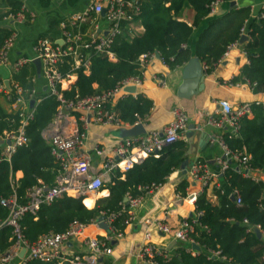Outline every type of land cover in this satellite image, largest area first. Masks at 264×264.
<instances>
[{"label":"built area","instance_id":"obj_1","mask_svg":"<svg viewBox=\"0 0 264 264\" xmlns=\"http://www.w3.org/2000/svg\"><path fill=\"white\" fill-rule=\"evenodd\" d=\"M221 3L222 1L215 0L209 5L210 17L216 15ZM103 10H105L104 16L101 15ZM139 12L140 4L137 0H90L82 11L72 14L67 20L61 22L62 44L55 43L48 37H40L34 45L32 57L20 56L11 64V69L15 73L26 65H33V61L39 59L41 78L46 87L43 93L56 98L58 102L52 122L42 132L56 163L57 175L52 186L40 184L31 188L27 192L25 202H20L15 192L8 198L0 197V207L8 210V216L0 222V228L4 226L12 229V244L5 252L0 253V264H29L32 260L46 263L57 262V264H112L111 242L114 239L121 240L125 235V231L119 232L113 226L120 213L110 216L101 215L105 217L109 233L99 227L97 218L90 224L73 222L65 232L44 234L34 243H29L25 239L20 221L26 214L36 213L42 205H50L65 195L83 197L84 204L86 200H91L92 206L90 207L93 208L111 177L117 173H122V175L127 173L134 166L143 164L149 157L158 158L164 148L177 141H186L189 118L181 108H175L172 111V120L161 131L151 129L138 137L125 139L115 137L109 145L98 142L91 146L87 145L89 132L93 128H112L115 131L130 128L120 121L116 107L118 101L124 95H128L125 92L126 88L133 86L137 89L143 85L144 70L158 60L155 53L140 56L138 63L142 70L141 76L128 77L111 90L84 98L75 96L69 99L63 94V91L75 82L78 72L89 74L93 56L101 55L110 61H116V56L112 52L114 41L127 29L131 36L135 34V30H143L142 27H137L132 22L133 15H138ZM34 20V14L29 12L24 5L19 13L3 19V22L9 26L10 34L0 48V67L10 64L9 54L18 38L17 26L30 24ZM246 28L247 26L243 28L242 36H247ZM239 45L240 41L230 45L216 65L221 64L229 52ZM64 64L69 66L65 72L62 71ZM202 67L206 71L207 66L202 63ZM154 79L160 87H167L164 79ZM36 80L37 78L34 77L32 82L35 84ZM241 85L242 83L237 84V86ZM244 85L254 92L256 83L246 80ZM0 95L16 106V113L20 120L16 131L4 133L2 137L4 144L0 148V162H10L17 149L28 145L29 139L25 128L32 121L35 107L42 98L41 93L35 87L26 91L14 81L9 82V88L0 82ZM31 100H35V107L32 110L29 108ZM253 105L261 106L264 110V99L238 105L220 100L217 102L218 108L214 113L207 115L206 123L217 130L238 136L241 121L252 116ZM136 124L142 123L137 122ZM7 141L10 142L9 145ZM211 142L217 144L222 150V157L216 159L220 175L232 169L244 178L256 183H264L261 179L264 172L251 165V159L245 151L231 150L221 134L211 138ZM219 174L212 172L208 165L200 159L193 160L189 164L185 177L189 184L186 196L177 194V198L195 207L198 197L211 185L214 178L215 180L218 178ZM17 180L18 175L15 174L12 179L13 187ZM193 185H199L200 188L191 189ZM162 187L154 185L142 187L140 190L144 192L143 196L127 195L125 197L127 202L122 212L128 216L127 227L140 225V223L142 225L143 239L136 254V264H158L159 258L165 261L171 259L165 249L153 243V229L181 244H196L192 234L195 226L198 225L201 212L195 211V217L183 218L175 229L165 218L146 220L143 224L141 220L138 221L137 209L146 198L156 196ZM216 187L221 194H224V190H220L219 185ZM228 196L233 197L238 206L242 205L239 190L231 189ZM242 224L247 228V232L255 230L261 232L260 227L250 226L247 220H243ZM72 242L81 246L83 250L69 257L62 253V247ZM23 249L25 253L23 257H20ZM218 255L219 253H214V256Z\"/></svg>","mask_w":264,"mask_h":264},{"label":"trees","instance_id":"obj_2","mask_svg":"<svg viewBox=\"0 0 264 264\" xmlns=\"http://www.w3.org/2000/svg\"><path fill=\"white\" fill-rule=\"evenodd\" d=\"M140 12L133 15V23L142 27L140 34L131 36L127 29L113 43L112 52L116 61H110L101 55L92 58L88 75L77 73L76 80L63 91L66 98L75 96L84 98L113 89L128 77L141 76L138 60L141 55L158 52L160 61L169 69L185 65L193 56L198 57L207 66L206 74L211 73L222 59L228 47L239 42L242 30L247 26L248 40L241 44L248 64L244 65L237 78L229 84L243 83L248 80L256 83L255 94L264 97V8L256 17H252L249 7L230 12L222 18L209 16V5L215 0H137ZM231 2L232 0H220ZM22 0H0V22L9 15L22 10ZM185 8L192 9L194 16L189 25L181 20ZM206 21L194 46L191 39L194 30ZM10 30L0 24V48ZM30 68V72L28 69ZM69 66L64 64L62 71ZM35 73L33 65H26L13 75L14 81L23 90L34 88L32 79ZM41 101L36 105L34 117L25 128L29 143L17 149L10 162H0V197L8 198L14 192L20 202L26 201L27 192L40 184L52 186L56 178V163L42 132L52 122L58 107L56 98L41 93ZM152 108V101L142 94L123 96L117 104L120 121L124 126H134L144 120ZM20 125L18 114H5L0 109V139L4 133L16 131ZM223 139L231 150L245 151L251 159V165L264 172V110L253 105L252 116L241 121L238 136L225 133ZM0 144V148H1ZM188 144L184 140L163 149L161 155L147 158L143 164L134 166L127 173H117L105 184L108 193L97 199L93 208L84 204L83 197L65 195L50 205H42L36 213H28L20 221L23 235L29 243L36 242L48 233H63L70 224L78 222L90 224L102 214H119L113 226L119 232L127 228L128 216L122 209L126 206L127 195L141 197L140 190L146 186H164L173 174H178L176 195L186 196L189 184L180 170L186 159ZM20 176L12 186L15 174ZM231 189L240 192L242 205L227 197H221L220 206L206 202L204 194L198 197L195 211L201 212L198 225L192 238L201 248L194 254L185 246H179L169 261L158 259V264H264V241L255 231L247 232L242 224L247 220L250 226L260 227L264 234V183L244 178L235 170L229 169L224 175ZM8 216V210L0 207V222ZM12 244V229L0 228V253ZM214 253H219L214 256ZM29 264H57L32 260Z\"/></svg>","mask_w":264,"mask_h":264},{"label":"crops","instance_id":"obj_3","mask_svg":"<svg viewBox=\"0 0 264 264\" xmlns=\"http://www.w3.org/2000/svg\"><path fill=\"white\" fill-rule=\"evenodd\" d=\"M23 5L29 12L35 16V20L30 24L18 25L17 29L20 35L10 51V64L8 66L0 67V82L5 84L6 81L11 82L13 79V71L11 64L20 56L32 57L34 55V45L41 36L48 37L55 43L61 41L60 24L67 20L72 14L82 11L90 2V0H22ZM231 2H235L231 6ZM231 2H222L214 17L222 18L234 10L249 7L252 12V17L258 16L264 8V0H233ZM194 13L192 9L185 8L181 15V20L189 25L192 24ZM2 26H7L5 22H0ZM206 21L197 29L194 30V36L191 39L190 47L192 48L196 39L202 29L206 26ZM143 30H133L135 34L142 33ZM248 64V59L245 52L242 50L241 44L229 52L227 58L214 67L209 74H205L204 90L197 96L190 99H182L177 96V89L182 83V68L169 69L163 65L161 61L156 60L144 70V83L141 87L136 89L135 94H129L135 97L137 94H142L145 98L152 101V108L144 120H140L146 131L154 129L161 131L171 120L172 111L175 108H181L189 112L188 124L201 126L200 130H195L196 136L204 134L205 141L196 144V152L189 158L190 162L195 159H200L208 165V168L219 174L220 168L216 161L217 158L222 157V150L217 144H212L211 138L218 134L224 135L226 131H220L206 123L207 115L214 113L218 108L217 102L224 100L232 105H238L245 102H252L257 99H264L262 95L255 94L248 87L244 85L237 86L238 83L230 85L229 81L232 78H237L244 65ZM34 73L35 67L33 65ZM30 72V68L28 69ZM154 78L164 79L167 83L166 88L160 87ZM34 87L39 93L44 92V82L37 78ZM127 95V94H126ZM135 95V96H134ZM125 96V95H124ZM117 108V107H116ZM0 109L5 114H15L16 106L7 101L4 96L0 95ZM115 130L112 128L102 129L93 128L89 132L87 145L98 142L104 145H109L115 138ZM198 141V138H197ZM2 148V146H1ZM94 172V171H92ZM91 172V176L93 173ZM18 178L20 176L17 173ZM264 180V173L261 176ZM180 181L178 174H173L168 182L160 189V192L152 197L146 198L142 205L137 209L136 217L138 221H151L156 218H165V220L175 229L178 227L183 218L195 217V207L186 201H180L177 198L175 189L177 183ZM219 185L220 190H224L221 194L217 189ZM199 185H193L191 189H199ZM231 192V187L226 183L223 175L219 174L218 178L213 179L211 185L205 189L204 197L207 203L212 206H220L221 197H227ZM108 190H104L100 197L105 196ZM232 200V199H231ZM234 201V200H232ZM138 227L137 229L135 227ZM127 227L125 235L121 240H112L116 243L112 245L111 242V263L112 264H136V254L142 244L143 233L142 225ZM141 226V227H140ZM261 233V238L264 241V234ZM152 241L159 248L165 249L172 258L174 251L179 246H185L188 251L197 254L198 251L192 248V245L181 244L174 241L172 238L163 236L153 229ZM170 247V248H169ZM83 249L74 242L65 244L62 247V253L66 256L72 257L80 253Z\"/></svg>","mask_w":264,"mask_h":264},{"label":"water","instance_id":"obj_4","mask_svg":"<svg viewBox=\"0 0 264 264\" xmlns=\"http://www.w3.org/2000/svg\"><path fill=\"white\" fill-rule=\"evenodd\" d=\"M235 2H231V6H234ZM105 14V10H103L101 12V15L104 16ZM5 28L9 29V26H4ZM248 40L247 36H242L240 39V44L245 43ZM58 44H62L63 42H57ZM156 58L159 60L160 59V55L158 52L155 53ZM33 65L35 67V72H36V76L39 80H42L41 78V61L39 59H36L33 61ZM205 71L203 70L202 67V62L201 60L196 57L193 56L189 59V61L183 66L182 68V83L179 86V88L177 89V96L179 98L182 99H190L193 96H197L198 94H200L205 87L204 84V78H205ZM5 85L7 86V88H9V81L5 82ZM44 91H46V87H44ZM125 92L129 93V94H135L136 92V88L131 86L125 89ZM35 107V100H31L29 102V108L30 110L34 109ZM200 130L201 126L199 125L198 127H196L195 125L191 124L188 126L187 132H186V142L188 144V148L186 150L185 153V157L186 159L183 161V163L181 164L180 170L183 176H186L187 174V170L190 164V160L189 158L191 156H193L196 152V144L197 142H199L200 144H202L205 139L206 136L204 134H200L198 136H196L195 134V130ZM146 133V129L144 127L143 124H136L133 127L130 128H121L117 131L114 132V136L116 138L119 139H125V138H130V137H138L141 135H144ZM198 138V141H197ZM8 145L10 144L9 141L6 142ZM0 144L3 145L4 142L3 140L0 139ZM232 200H234V198H231ZM127 202V198H124V203ZM97 222L99 223V227L108 232L109 233V227L105 222V217L101 216L97 219ZM136 229L138 228L137 226L135 227ZM258 238H261V233L258 230H255ZM116 242L113 241L112 245L115 244ZM173 244L176 243V241L172 242ZM170 248V247H169ZM192 248L198 252H201V248L196 245L193 244ZM25 253V249L22 250L20 257H23Z\"/></svg>","mask_w":264,"mask_h":264},{"label":"bare ground","instance_id":"obj_5","mask_svg":"<svg viewBox=\"0 0 264 264\" xmlns=\"http://www.w3.org/2000/svg\"><path fill=\"white\" fill-rule=\"evenodd\" d=\"M85 204H87V206L90 207V206H92V201H91V200H86V201H85Z\"/></svg>","mask_w":264,"mask_h":264},{"label":"rangeland","instance_id":"obj_6","mask_svg":"<svg viewBox=\"0 0 264 264\" xmlns=\"http://www.w3.org/2000/svg\"><path fill=\"white\" fill-rule=\"evenodd\" d=\"M104 24V23H103ZM27 25V24H26ZM20 35V32L18 31V36ZM41 37H45V36H41ZM184 112L187 114L188 117H190L189 112L187 110L184 109Z\"/></svg>","mask_w":264,"mask_h":264}]
</instances>
